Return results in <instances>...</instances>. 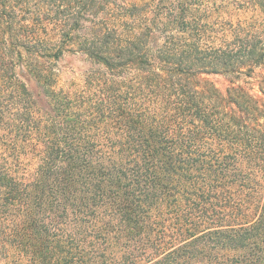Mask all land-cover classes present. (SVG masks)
Listing matches in <instances>:
<instances>
[{
    "label": "trees",
    "instance_id": "obj_1",
    "mask_svg": "<svg viewBox=\"0 0 264 264\" xmlns=\"http://www.w3.org/2000/svg\"><path fill=\"white\" fill-rule=\"evenodd\" d=\"M66 55L90 67L61 84ZM6 242L15 264H264V0H0Z\"/></svg>",
    "mask_w": 264,
    "mask_h": 264
},
{
    "label": "rangeland",
    "instance_id": "obj_2",
    "mask_svg": "<svg viewBox=\"0 0 264 264\" xmlns=\"http://www.w3.org/2000/svg\"><path fill=\"white\" fill-rule=\"evenodd\" d=\"M89 65V61L82 55H66L58 65L60 74L62 75L60 83L66 84L71 80H81L82 74L89 69ZM211 78L222 89H225L228 85L225 77L213 75ZM240 83H243V80L240 81ZM17 251L18 250L14 249L10 243L6 242L4 247L3 244L0 243V264H15L14 259L17 255ZM24 261L27 262V258H24Z\"/></svg>",
    "mask_w": 264,
    "mask_h": 264
}]
</instances>
